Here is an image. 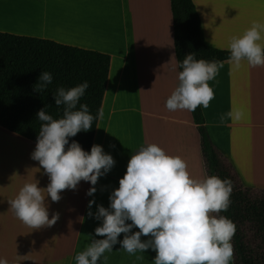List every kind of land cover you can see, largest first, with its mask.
<instances>
[{"label": "crops", "instance_id": "crops-1", "mask_svg": "<svg viewBox=\"0 0 264 264\" xmlns=\"http://www.w3.org/2000/svg\"><path fill=\"white\" fill-rule=\"evenodd\" d=\"M4 1L23 11L18 15L13 9H0V31L48 38L111 56L101 108L104 115L93 144L102 145L116 163L98 179L93 196L86 194L90 183L81 181L76 190H63L58 202L48 197L49 218L58 214L55 224L33 229L9 209L8 200L24 183L39 181L38 186L44 188L49 178L39 162L31 159L36 142L0 125V257L8 264H76L75 255L91 242L100 224L88 216L89 200L96 202L93 213L98 204L109 206V195L119 186L131 154L142 145L156 143L168 154L182 157L194 178L209 175L192 112L169 111L165 106L178 85L180 71L171 0ZM193 1L203 41L208 45L212 41L220 49H227L229 39L242 34L253 21H264V0ZM58 17L74 18L77 23L71 29L48 21ZM219 63L223 66L209 81L214 99L202 108L207 129L240 184L264 189V66L242 62L236 69L228 60ZM231 108L241 109L244 117L221 123V115ZM120 247L118 243L105 253V264H153L154 250L129 255ZM231 264H235L233 257Z\"/></svg>", "mask_w": 264, "mask_h": 264}, {"label": "clouds", "instance_id": "clouds-1", "mask_svg": "<svg viewBox=\"0 0 264 264\" xmlns=\"http://www.w3.org/2000/svg\"><path fill=\"white\" fill-rule=\"evenodd\" d=\"M227 49L233 68H240L242 62L249 67L264 66V21H253L242 34L232 36ZM222 66L215 60L197 59L195 53L186 54L179 65L182 70L178 72V85L166 99V108L189 112L198 106L207 108L214 99L209 81L215 79ZM52 81V73L42 70L33 90L42 93ZM88 88L89 82L84 81L70 88L59 86L52 92L55 105L62 106L59 118L46 111L48 105L36 113L42 123L31 159L39 162L49 183L42 188L39 181L26 182L8 200L14 215L33 229L51 226L58 219V214L49 218L45 203L48 197L58 202L63 190H76L81 181L90 183L86 194L93 196L98 179L116 163L100 144L86 151L78 141L70 142L77 133L91 130L94 119H103V109L94 117L88 105L80 103ZM243 117L241 109L231 108L220 121L228 118L236 122ZM231 192V180L215 175L194 178L182 157L168 154L156 143L142 145L131 154L119 186L109 195V206L98 204L93 213L91 208L96 202L94 198L89 200L88 216L100 224L91 242L75 255V262L105 264V253L112 252L119 243L129 255L154 250L153 264H231L236 225L220 215L230 206ZM0 264H8V260L0 257Z\"/></svg>", "mask_w": 264, "mask_h": 264}, {"label": "trees", "instance_id": "trees-1", "mask_svg": "<svg viewBox=\"0 0 264 264\" xmlns=\"http://www.w3.org/2000/svg\"><path fill=\"white\" fill-rule=\"evenodd\" d=\"M174 19L175 50L180 65L184 56L195 53L197 59L228 60L229 51L206 44L202 38L201 18L193 0H171ZM111 66L108 53L64 44L48 38L0 31V125L34 142L41 121L36 113L45 105L54 118L62 115V106L54 103L52 92L59 86L73 87L89 82L80 103H86L95 117L102 108ZM49 71L53 81L42 93L33 86L40 73ZM182 70V69H180ZM79 107V105L77 106ZM201 136L202 150L209 176L232 182L230 206L221 212L236 225L232 237L235 264H264V189L245 187L217 151L206 126L201 107L192 111ZM99 120L91 130L77 133L78 141L90 151Z\"/></svg>", "mask_w": 264, "mask_h": 264}, {"label": "bare ground", "instance_id": "bare-ground-1", "mask_svg": "<svg viewBox=\"0 0 264 264\" xmlns=\"http://www.w3.org/2000/svg\"><path fill=\"white\" fill-rule=\"evenodd\" d=\"M0 9L2 11H4V10L9 11V9H13V11L16 12V14H18V15L22 14V11H23V10L21 11V9L18 8V6H16L12 2L4 1V0L0 1ZM14 12H12V14H14ZM9 15H11V14H9ZM1 20H2V17L0 16V21ZM48 21L51 23V25H56V24L61 23L62 25H70V26L72 25L73 26L74 24L77 23L74 20V18L67 19L65 17L52 18ZM72 26H71V29H72ZM258 169H259V171L260 170L262 171V169L260 167Z\"/></svg>", "mask_w": 264, "mask_h": 264}, {"label": "rangeland", "instance_id": "rangeland-1", "mask_svg": "<svg viewBox=\"0 0 264 264\" xmlns=\"http://www.w3.org/2000/svg\"><path fill=\"white\" fill-rule=\"evenodd\" d=\"M233 261H234V259H233Z\"/></svg>", "mask_w": 264, "mask_h": 264}]
</instances>
